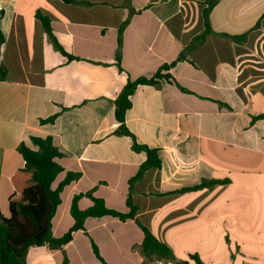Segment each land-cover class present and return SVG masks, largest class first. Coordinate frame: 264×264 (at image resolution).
<instances>
[{"label": "crops", "instance_id": "1", "mask_svg": "<svg viewBox=\"0 0 264 264\" xmlns=\"http://www.w3.org/2000/svg\"><path fill=\"white\" fill-rule=\"evenodd\" d=\"M72 1L0 0V212L10 217L11 177L26 167L18 149L35 148L33 136L53 137L63 154L53 189L81 174L61 194L56 238L75 223L79 194L129 212L130 180L147 160L136 141L158 150L162 166L134 182L132 201L171 259H145L138 224L104 217L88 218L63 251L31 247L27 264H102L92 242L108 264H264V0ZM38 13L75 60L55 49ZM174 63L169 82L137 87L126 115L134 138L118 136L114 102L128 82Z\"/></svg>", "mask_w": 264, "mask_h": 264}, {"label": "trees", "instance_id": "2", "mask_svg": "<svg viewBox=\"0 0 264 264\" xmlns=\"http://www.w3.org/2000/svg\"><path fill=\"white\" fill-rule=\"evenodd\" d=\"M65 3L76 4L78 2L72 0H61ZM82 4V3H80ZM207 12H205V17ZM37 17L43 24V29L56 50L69 60L76 58L71 56L68 51L59 43L51 29V21L47 16L41 13ZM1 25V19H0ZM119 30V50L116 56L117 63H120L122 45H123V30ZM210 27L207 25V30L204 34L193 42L190 48H195L205 40L210 33ZM5 44L4 36L0 30V58L1 50ZM184 53L180 54L177 61L184 60ZM175 65H164L152 78H138L134 81H129L121 94L117 97L115 103V116L120 124L116 130L118 136H129L134 138L133 134L126 128V115L131 109V98L134 95L139 85H159V81H170L172 77L168 72ZM7 70L0 69V82L7 78ZM56 117L43 121L45 123H53ZM32 144L35 148L23 143L18 151L26 162V167L17 170L11 177L13 186V195L9 198L10 217L6 218L0 212V264H27V254L31 247L49 246L52 250H64L74 239V233L84 231L86 233L85 224L88 218L99 219L104 217H113L122 222L135 221L144 234V241L141 249L143 257L147 260H168L171 259V251L169 247L158 240L148 228L138 219V208L133 203L132 188L135 181L142 179L145 173L151 169H159L162 166V161L159 157L158 150L142 147L135 141L134 147L138 150L145 151L147 160L137 176L130 180V195L126 201L129 212L121 213L110 209L106 206L104 199L95 197L94 191H89L85 194L75 196L71 204V215L74 224L67 234L60 238H56L52 232L53 219L57 213L58 207L61 204V194L66 186H69L81 177L80 173H67L65 178L59 183L56 189L52 188L53 183L59 174L65 169L56 161L63 154L59 151L55 139L51 136L41 137L33 136ZM220 184L219 182L210 181L203 182L192 188H185L182 191H197L207 187ZM91 198L93 206L86 210L79 208L80 199ZM92 250L96 258L102 264H108L101 256L99 247L92 242ZM198 264H203L197 257H193ZM68 258L65 257L64 264H68ZM177 264H188L183 261Z\"/></svg>", "mask_w": 264, "mask_h": 264}]
</instances>
